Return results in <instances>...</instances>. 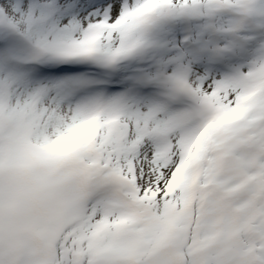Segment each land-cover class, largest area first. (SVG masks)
Instances as JSON below:
<instances>
[{
	"label": "snow or ice",
	"instance_id": "1",
	"mask_svg": "<svg viewBox=\"0 0 264 264\" xmlns=\"http://www.w3.org/2000/svg\"><path fill=\"white\" fill-rule=\"evenodd\" d=\"M0 264H264V0H0Z\"/></svg>",
	"mask_w": 264,
	"mask_h": 264
}]
</instances>
